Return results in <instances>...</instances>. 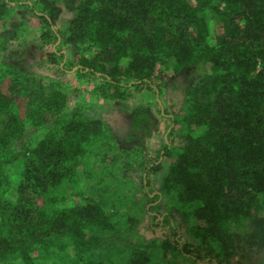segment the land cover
<instances>
[{
    "label": "trees",
    "instance_id": "trees-1",
    "mask_svg": "<svg viewBox=\"0 0 264 264\" xmlns=\"http://www.w3.org/2000/svg\"><path fill=\"white\" fill-rule=\"evenodd\" d=\"M0 19V264H116L117 251L123 264H264V0H0ZM165 62L199 71L183 88L187 111L166 113ZM68 77L107 100L149 93L169 115L161 146L140 161L145 217L108 213L81 176L95 163L126 177L133 142L153 146L148 108L126 118L125 136L102 111L71 102ZM17 98L22 113L11 111ZM129 196L109 206L125 208Z\"/></svg>",
    "mask_w": 264,
    "mask_h": 264
},
{
    "label": "rangeland",
    "instance_id": "rangeland-1",
    "mask_svg": "<svg viewBox=\"0 0 264 264\" xmlns=\"http://www.w3.org/2000/svg\"><path fill=\"white\" fill-rule=\"evenodd\" d=\"M17 9V14L25 21L31 23L33 25L32 17L29 16L27 12L22 13L18 6H15ZM16 11V10H15ZM70 12L66 10L64 7H62V10L60 12V16L62 18H66L67 15L69 16ZM5 20V18H3ZM0 19V26L2 21L4 20ZM7 21V19H6ZM62 21V20H61ZM58 21L57 25L60 27L62 26L63 21ZM2 27H0L1 29ZM32 48L35 50L38 46H40V43H38L36 40L33 39L32 41ZM19 54L14 61L20 62L21 59H27L28 54L25 51H17ZM69 57H73L71 51H67ZM21 63V62H20ZM160 67L164 70L165 73V80L167 83H169L167 86L164 85L162 88V93L164 95V101L167 104L166 107V113L169 115L172 113H179L181 111H187V105L188 102L186 101L183 93V88L187 83L192 82L197 78V75L199 74V71L195 68H190L189 70L181 71V73H176L172 71L169 67V63H161ZM73 78V79H72ZM75 77H68V81L66 82V91L68 97L71 99V102H74L76 100H79L82 102L84 100V109L87 113H91L93 111H102V113L117 122V124L124 130V135H129L127 132L129 130L127 122H125L126 118L131 115V112L138 108V107H147L149 114L152 116L153 120V127H152V139L151 142L153 146L150 148H141V146L133 142V147L130 149L134 154V164L132 168H129V171L126 172V177L123 178L121 176L118 177L117 180L110 179L105 177V172H102V170L94 164L90 165L85 169V171H82L81 176V183L82 187H88L89 192L94 193L95 191L100 194L101 198L105 200V204L107 207L108 213H117L120 210H128L130 214H132L135 217L143 218L146 216V201L143 197V189L140 186L139 179L137 174L144 172V166L140 163L142 162L143 158L145 157L144 153L145 151L148 152V150L154 152V148L160 147L163 141V138L166 134V126L169 122V115H161L159 113V110H161V106L155 102V98L153 95H150L146 92H134V91H128L129 94L127 96L122 97L120 99H112V100H104L102 97L96 98L97 94L93 89L83 91L82 90V81H77ZM10 79V76H6L3 80V87L8 84ZM62 82L64 78H61ZM60 79V80H61ZM89 83V81H88ZM60 84V82H59ZM90 84V83H89ZM74 86V88H72ZM11 111L20 110V112H23V109L25 107V103L23 99H18L13 101L11 104ZM173 125V124H172ZM174 126V125H173ZM186 131V125L184 122L180 124H176L173 129V140L169 142L168 149L171 151L169 154H164L160 157L162 160L163 166L167 165L170 158L174 156L175 147L179 145V138L183 136V134ZM129 133V132H128ZM136 158V159H135ZM138 162V163H137ZM165 168L157 170L156 172L152 173L151 176L153 178V181L158 183V177L161 174L165 173ZM103 175V177H102ZM104 178V180H102ZM133 183H135V187H133ZM89 187L90 185H93ZM131 186V188H129ZM128 192L130 196L127 198L126 204H129L123 208L122 203H118L117 207L109 206L115 200V196L118 195V197L121 194H124ZM130 192V193H129ZM164 198L166 196L164 195ZM75 200H78L76 198ZM171 202L174 203H180L179 199L175 198ZM123 208V209H122ZM116 209V210H115ZM121 216V215H120ZM192 224L191 226L193 228L197 221L195 218L191 219ZM182 232L186 233L187 229L182 228ZM143 234V233H142ZM115 241V240H114ZM214 245L217 246L219 242L214 239ZM110 244V242L108 243ZM125 244H122L118 241L117 245L115 244L111 250L114 252L116 249H122L124 248ZM115 248V249H114ZM109 251V250H108ZM104 252V251H103ZM118 251L116 252V254ZM114 255L113 260L116 264H123V258H120L118 255ZM103 256V255H102ZM101 256V258H102ZM104 260L107 262V264H114V262H111L108 260L105 256H103ZM180 259V260H179ZM194 264L192 261L182 258H177V260H171L170 262H156L155 264ZM201 264H204L203 262H200Z\"/></svg>",
    "mask_w": 264,
    "mask_h": 264
},
{
    "label": "crops",
    "instance_id": "crops-1",
    "mask_svg": "<svg viewBox=\"0 0 264 264\" xmlns=\"http://www.w3.org/2000/svg\"><path fill=\"white\" fill-rule=\"evenodd\" d=\"M73 79V78H72ZM75 79V78H74ZM76 80L77 81H82L81 83H82V90L84 91H87L88 89H90V87L88 86V84H87V82H86V80L84 79V78H81V77H76ZM88 87V88H87ZM72 88H74V86H72ZM65 91H66V87H65ZM66 92H68V91H66ZM68 96V95H67ZM96 98H99V97H96ZM104 100H107L106 98H104V97H102Z\"/></svg>",
    "mask_w": 264,
    "mask_h": 264
}]
</instances>
